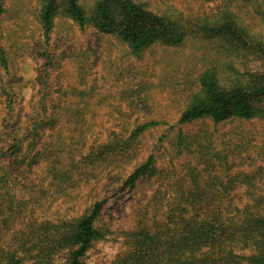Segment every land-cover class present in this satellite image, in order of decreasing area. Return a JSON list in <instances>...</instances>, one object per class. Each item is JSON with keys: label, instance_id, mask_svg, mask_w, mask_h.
Masks as SVG:
<instances>
[{"label": "rangeland", "instance_id": "374dc122", "mask_svg": "<svg viewBox=\"0 0 264 264\" xmlns=\"http://www.w3.org/2000/svg\"><path fill=\"white\" fill-rule=\"evenodd\" d=\"M0 1L6 59L0 65V252L51 249L59 230L100 203L94 225L102 238L82 261L111 264L126 250L123 233L139 223L170 228L176 219H164L166 208L211 205L228 207L232 219L184 223L215 220L220 232L235 225L229 256L245 264L240 228L264 213V125L258 119L176 125L198 75L210 66L212 45L190 37L134 58L114 37L80 30L63 16L44 44L35 21L39 0ZM81 3L89 9L92 0ZM144 3L189 25L217 7L196 0ZM242 5L243 20L263 33L264 15ZM153 122L160 125L130 140L136 127ZM178 133L183 145H176ZM150 155L157 176L129 188L126 178ZM66 251L50 250L51 264H66Z\"/></svg>", "mask_w": 264, "mask_h": 264}, {"label": "trees", "instance_id": "16d2710c", "mask_svg": "<svg viewBox=\"0 0 264 264\" xmlns=\"http://www.w3.org/2000/svg\"><path fill=\"white\" fill-rule=\"evenodd\" d=\"M147 0H92L87 9L81 0H39L35 21L44 44L49 42L54 20L58 16L72 21L80 30L91 27L98 35L120 41L128 54L137 58L154 45L176 48L194 37L211 44L210 66L196 79V91L179 112V127L208 120L218 125L230 120H260L264 125V30L253 32L244 20L248 11L264 15V0H196L217 3L210 16L187 22L168 15H158L145 6ZM243 2V3H242ZM5 12L0 1V24ZM264 29V18L262 20ZM189 26V27H188ZM6 59L0 47V65ZM159 123H144L130 133V140ZM185 139L178 133L176 145ZM157 176L153 156L138 165L126 178L125 185L134 188L137 181ZM100 203L90 213L65 225L53 237V248L35 251L0 252V264H51L50 250H67L66 264H84L82 259L91 245L102 238L95 227ZM228 207L211 205H176L165 209L164 219H176L172 227L152 220L139 223L124 232L126 250L111 264H238L231 258L230 247L236 242L235 225L219 231L218 222L184 223V219H232ZM158 207L152 208V219ZM179 219V220H178ZM240 228L241 243L247 246L245 264H264V213L254 216ZM38 246V245H35ZM227 251V252H226Z\"/></svg>", "mask_w": 264, "mask_h": 264}]
</instances>
